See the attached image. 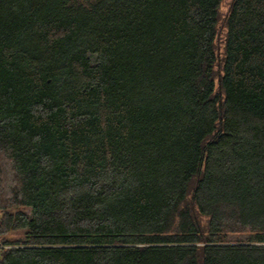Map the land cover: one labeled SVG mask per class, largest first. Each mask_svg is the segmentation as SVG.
Instances as JSON below:
<instances>
[{
  "label": "trees",
  "instance_id": "obj_1",
  "mask_svg": "<svg viewBox=\"0 0 264 264\" xmlns=\"http://www.w3.org/2000/svg\"><path fill=\"white\" fill-rule=\"evenodd\" d=\"M0 0V264H264V0Z\"/></svg>",
  "mask_w": 264,
  "mask_h": 264
},
{
  "label": "rangeland",
  "instance_id": "obj_2",
  "mask_svg": "<svg viewBox=\"0 0 264 264\" xmlns=\"http://www.w3.org/2000/svg\"><path fill=\"white\" fill-rule=\"evenodd\" d=\"M228 2H229V0L224 1L223 5H222V12L225 11Z\"/></svg>",
  "mask_w": 264,
  "mask_h": 264
}]
</instances>
